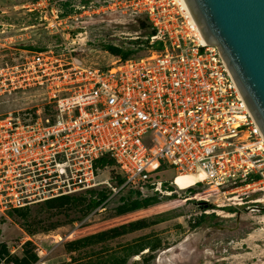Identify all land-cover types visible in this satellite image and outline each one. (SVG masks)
Listing matches in <instances>:
<instances>
[{
  "label": "built area",
  "instance_id": "1",
  "mask_svg": "<svg viewBox=\"0 0 264 264\" xmlns=\"http://www.w3.org/2000/svg\"><path fill=\"white\" fill-rule=\"evenodd\" d=\"M142 13L147 45L162 46L143 58L90 67L44 51L0 64V97L38 87L47 100L27 117L0 113V213L103 185L170 197L157 178L167 168L214 195L246 189L239 198L264 207V137L218 51L177 0H142ZM103 156L118 185L95 180Z\"/></svg>",
  "mask_w": 264,
  "mask_h": 264
},
{
  "label": "rangeland",
  "instance_id": "2",
  "mask_svg": "<svg viewBox=\"0 0 264 264\" xmlns=\"http://www.w3.org/2000/svg\"><path fill=\"white\" fill-rule=\"evenodd\" d=\"M64 5L70 15H62ZM149 31L142 0H0V64L44 51L90 67L137 60L150 53L141 46ZM46 102L41 88H25L0 97V113L27 117ZM116 174L107 165L96 170L95 180L115 186ZM175 176L172 168L157 175L170 197L111 196L103 185L95 190L106 198L95 209L58 200L0 213V264L264 262V212L244 203L258 195L240 199L246 189L221 196L205 186H173L168 182Z\"/></svg>",
  "mask_w": 264,
  "mask_h": 264
},
{
  "label": "water",
  "instance_id": "3",
  "mask_svg": "<svg viewBox=\"0 0 264 264\" xmlns=\"http://www.w3.org/2000/svg\"><path fill=\"white\" fill-rule=\"evenodd\" d=\"M264 137V0H185ZM250 211L264 212L252 205Z\"/></svg>",
  "mask_w": 264,
  "mask_h": 264
},
{
  "label": "trees",
  "instance_id": "4",
  "mask_svg": "<svg viewBox=\"0 0 264 264\" xmlns=\"http://www.w3.org/2000/svg\"><path fill=\"white\" fill-rule=\"evenodd\" d=\"M65 8H64V11H63V16H66V15H70V13H72L73 11L71 9H67L66 8V5H64ZM149 28H150V31L148 33H146V36L144 37L143 39V42L141 43L142 47H145L146 49H152V50H160L162 48L161 44L160 43H154L153 45H147V39L149 36H152L154 35V29L149 25ZM136 40H132V39H129L130 42H133V43H136ZM109 52L112 53V54H117L120 52L119 49H117L116 47H109L108 48ZM107 165H112L113 166V161L108 159L107 157L103 156V157H100L99 159H97L95 161V165L94 167L96 169H102V168H105ZM116 179H117V182H116V185H118L119 183H121L122 181V178L116 174ZM173 185V184H171ZM175 186V185H173ZM195 186V185H194ZM194 186H191L192 188ZM164 187H166L169 191H171L170 187H168V185H164ZM189 191V189H188ZM122 192V191H121ZM125 195H127L128 197L129 196H133V197H142L140 196V194L136 191H132V190H125ZM88 197L87 198H84L83 196H74V197H64V198H59V199H55V200H50V201H47V202H44L42 204H45V203H49V202H53V201H58V200H68V201H79V202H85L84 203V206L86 208H90V209H95L97 208L98 206H100L102 204V202L104 201V199L106 198V194L103 190H94V191H89L88 192ZM172 196V195H171ZM152 198H157L156 196H151ZM41 205V204H39ZM37 206V205H36ZM33 207V206H32ZM102 207V205H101ZM100 207V208H101ZM206 208H209V206H207ZM28 209V208H26ZM21 210H25V209H20V210H12V211H21ZM205 209H203L204 211Z\"/></svg>",
  "mask_w": 264,
  "mask_h": 264
},
{
  "label": "bare ground",
  "instance_id": "5",
  "mask_svg": "<svg viewBox=\"0 0 264 264\" xmlns=\"http://www.w3.org/2000/svg\"><path fill=\"white\" fill-rule=\"evenodd\" d=\"M177 2L180 3V4L186 9V12H187V14H188L190 20L192 21L193 25H194L195 28H196V32H195L196 35L199 37V39H200L203 43L207 44L206 41H205V39H204V37L202 36V34H201L199 28H198L197 25H196V22H195V20H194V18H193V16H192V13H191V11H190V9H189V7H188L186 1H185V0H177ZM207 45H208V44H207ZM196 183H197V182H196V180H195V177L192 176V175H187V174H176L175 179H174L173 181L171 180V184H173V185H175V186L182 185V186L185 187V188H188V187L194 186ZM234 192H235V191H233V192H231V193H234ZM203 199H204V198H202L201 200H203Z\"/></svg>",
  "mask_w": 264,
  "mask_h": 264
}]
</instances>
